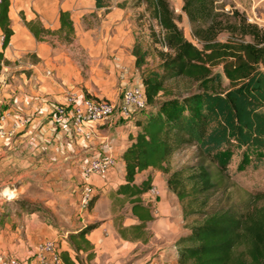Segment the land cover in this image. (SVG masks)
Masks as SVG:
<instances>
[{
  "label": "crops",
  "instance_id": "obj_1",
  "mask_svg": "<svg viewBox=\"0 0 264 264\" xmlns=\"http://www.w3.org/2000/svg\"><path fill=\"white\" fill-rule=\"evenodd\" d=\"M103 9L93 7L91 0H9L11 35L4 48L0 30V124L13 134L0 135V190L12 196L0 193V252L24 264H37V242L57 238L59 250H66L74 264H179L175 241L188 229L160 171L148 167L134 175L136 183L151 177L150 189L140 195L152 215L144 233L136 238L128 231L125 237L118 233L138 223L130 203L114 192L123 181L121 154L137 131L138 112L125 114L117 106L101 121L82 122L79 132L52 116L69 96L118 105L122 90L140 80L129 18L119 8ZM60 10L69 12L75 44L87 57L86 78L79 75L80 64L72 54L48 40L37 41L24 25L37 20L56 29ZM92 12L99 25L85 28L82 17ZM27 54L31 60L25 59ZM94 158L111 159L103 180L83 174ZM85 183L95 198L89 209L79 205ZM92 223L97 226L85 234L93 253L87 260L88 250L75 252L67 234Z\"/></svg>",
  "mask_w": 264,
  "mask_h": 264
},
{
  "label": "trees",
  "instance_id": "obj_2",
  "mask_svg": "<svg viewBox=\"0 0 264 264\" xmlns=\"http://www.w3.org/2000/svg\"><path fill=\"white\" fill-rule=\"evenodd\" d=\"M92 1L95 8L110 7L108 1ZM137 1L159 25L167 51L140 76L146 107L134 120L137 131L121 154L123 181L114 189L130 203L138 223L118 233L125 237L128 231L136 238L152 220L150 205L140 200L151 187V177L134 182L136 173L150 167L165 175L167 188L181 204L183 220L200 219L190 225L185 222L187 232L175 241L179 264H264V191L251 194L245 208L226 204L221 197L208 203L212 189L223 182L235 151L241 153L237 168L264 158V29L237 11L228 16L215 12L214 0H182L181 10L192 25V37L199 42L196 46L177 26L168 0ZM8 5L9 0H0L1 48L11 35ZM58 22L56 29L37 20L24 21V25L37 41L57 37L70 43L74 28L67 10L59 11ZM221 31L228 36L217 40ZM131 54L134 67L139 68L148 51L134 40ZM176 77L193 80L196 90L172 95L164 81ZM159 95L167 97L156 102ZM186 147L195 148L198 162L170 169L169 158ZM194 167L195 171L184 174ZM260 199L263 202L257 204ZM96 226L87 224L67 234L75 252L88 250L87 260L93 253L85 234ZM60 258L63 264H74L66 250L60 251Z\"/></svg>",
  "mask_w": 264,
  "mask_h": 264
},
{
  "label": "rangeland",
  "instance_id": "obj_3",
  "mask_svg": "<svg viewBox=\"0 0 264 264\" xmlns=\"http://www.w3.org/2000/svg\"><path fill=\"white\" fill-rule=\"evenodd\" d=\"M103 1H108L110 3V7H104L103 11H107L112 7L119 8L115 5L121 2L123 3V8L119 9L123 10L126 17L129 18L134 40L139 41L142 48L148 51L145 63L141 67L137 68V75L140 77L143 70L153 68L160 61V54L167 51L162 44L161 29L154 19L148 17L147 12L144 11L143 5L138 4L137 0ZM174 2L176 1L168 0V4L175 15L177 26L182 30L183 35L187 40L191 41L196 46H199V42H197V40L192 37V25L188 21L184 12L182 10L180 13L174 12ZM91 5L93 6L92 0ZM213 7L215 8V12H219L225 16L230 15L232 11H237L238 13L244 15L246 19L249 16L256 20V22L259 24H263L262 22H264V0H214ZM222 18L225 17L222 16ZM82 24L85 28L94 27L99 25V20L96 14L92 12L82 17ZM227 36L228 34L226 31H221L217 34L216 39L223 40ZM74 37L70 43L64 42L57 37H51L48 39V41L52 45L59 46L61 49L69 52V54H72V56L76 58L75 61L80 64V66L77 67L79 75L83 78H86L89 72V65L85 63L87 57L83 50H81L75 44ZM244 39L248 40L247 37ZM25 59L31 60L29 54L25 56ZM164 85L166 90L172 95H185L186 93L196 90V82L184 77L168 79L164 81ZM165 97L167 96L159 95L155 101L157 102ZM143 112L144 110L142 113ZM240 158L241 153L239 151H235L230 159L227 172L223 178V182L212 189V195L209 198L208 203L221 197L225 198L226 204L234 203L238 208H242L246 204L251 194L264 191V158L260 161L251 160L250 163L245 162L242 167L237 168V162L240 160ZM198 160L199 157L196 155L195 148L186 147L174 152L169 158L168 164L170 169H176L188 165H194L196 162H198ZM195 170V167L191 168V170L185 171L184 174L186 175L189 172ZM262 202L263 200L260 199L257 201V204ZM89 208L87 207V209ZM195 218L196 219L192 220L191 218L187 219L186 224L190 225L193 222L200 221L199 217ZM66 234L67 233L64 231L61 236ZM127 234L128 233L125 235ZM58 241L59 238L55 240L57 245H59Z\"/></svg>",
  "mask_w": 264,
  "mask_h": 264
},
{
  "label": "built area",
  "instance_id": "obj_4",
  "mask_svg": "<svg viewBox=\"0 0 264 264\" xmlns=\"http://www.w3.org/2000/svg\"><path fill=\"white\" fill-rule=\"evenodd\" d=\"M173 10L176 13L181 12L182 0H175ZM247 22L255 23L264 29L263 24H259L252 17L246 19ZM165 50L166 47L164 46ZM1 88V81H0ZM118 106V109L123 113L139 112L146 107L145 96L141 80L125 87L120 95L118 105H115L103 98L82 97L76 101L72 96H69L65 103H61L54 107L52 116L55 120L69 123L77 132L80 131L79 126L84 121H101L111 115ZM25 120H22L23 124ZM12 135L13 131L4 132L0 124V135ZM111 166V159H91L83 174L88 178L91 174H95L99 179H105ZM153 190V189H152ZM0 193L5 198H10L12 195L0 190ZM92 186L85 183L80 190L79 205L82 208H87L89 201L93 198ZM34 255L37 264H63L60 258V250L54 240H43L35 245ZM0 264H24L22 260L15 257L5 255L0 252Z\"/></svg>",
  "mask_w": 264,
  "mask_h": 264
}]
</instances>
